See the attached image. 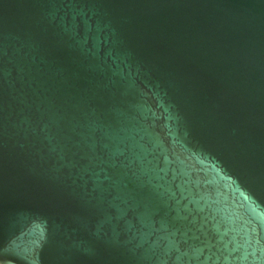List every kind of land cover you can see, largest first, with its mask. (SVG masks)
Listing matches in <instances>:
<instances>
[{
	"label": "water",
	"instance_id": "obj_1",
	"mask_svg": "<svg viewBox=\"0 0 264 264\" xmlns=\"http://www.w3.org/2000/svg\"><path fill=\"white\" fill-rule=\"evenodd\" d=\"M0 264H264V0H0Z\"/></svg>",
	"mask_w": 264,
	"mask_h": 264
}]
</instances>
